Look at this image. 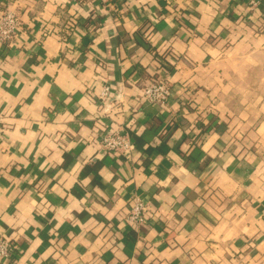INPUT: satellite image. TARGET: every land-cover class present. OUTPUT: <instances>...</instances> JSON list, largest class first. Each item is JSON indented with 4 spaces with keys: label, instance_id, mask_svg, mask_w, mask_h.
Masks as SVG:
<instances>
[{
    "label": "crops",
    "instance_id": "obj_1",
    "mask_svg": "<svg viewBox=\"0 0 264 264\" xmlns=\"http://www.w3.org/2000/svg\"><path fill=\"white\" fill-rule=\"evenodd\" d=\"M4 8L19 28L0 42V264H264V2ZM158 69L165 106L141 95ZM116 128L127 154L98 143Z\"/></svg>",
    "mask_w": 264,
    "mask_h": 264
},
{
    "label": "built area",
    "instance_id": "obj_2",
    "mask_svg": "<svg viewBox=\"0 0 264 264\" xmlns=\"http://www.w3.org/2000/svg\"><path fill=\"white\" fill-rule=\"evenodd\" d=\"M107 1V0H104ZM264 0H248L252 7L257 6ZM19 28L17 14L14 10L4 8L0 13V42L10 40L16 30ZM165 66V65H164ZM163 68V67H159ZM153 71L147 77L141 87V95L146 102L165 106L171 94V87L169 77L164 70ZM109 87L103 86L100 91L101 99L108 94ZM3 125L0 120V137L2 134ZM98 143L102 151L120 152L127 154L131 149V140L123 128L109 129L105 131L98 139ZM147 200L140 194H134L132 197V204L125 215V222L130 226L139 227L145 221V214L147 212ZM13 251L12 243L5 237L0 236V259L5 260Z\"/></svg>",
    "mask_w": 264,
    "mask_h": 264
},
{
    "label": "trees",
    "instance_id": "obj_3",
    "mask_svg": "<svg viewBox=\"0 0 264 264\" xmlns=\"http://www.w3.org/2000/svg\"><path fill=\"white\" fill-rule=\"evenodd\" d=\"M163 56H165V55H163ZM197 159H198L197 151H193V152L189 153L188 156H187V160H189L190 163H195ZM9 241L12 243L11 240H9Z\"/></svg>",
    "mask_w": 264,
    "mask_h": 264
}]
</instances>
